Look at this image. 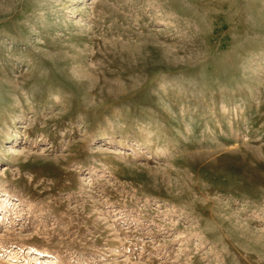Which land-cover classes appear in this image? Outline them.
I'll use <instances>...</instances> for the list:
<instances>
[{"label":"rangeland","instance_id":"rangeland-1","mask_svg":"<svg viewBox=\"0 0 264 264\" xmlns=\"http://www.w3.org/2000/svg\"><path fill=\"white\" fill-rule=\"evenodd\" d=\"M0 264H264V0H0Z\"/></svg>","mask_w":264,"mask_h":264}]
</instances>
